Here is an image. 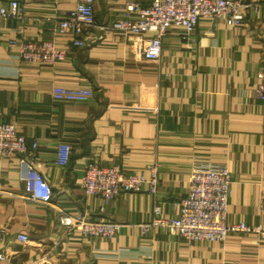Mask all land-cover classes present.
I'll list each match as a JSON object with an SVG mask.
<instances>
[{
    "label": "crops",
    "instance_id": "obj_1",
    "mask_svg": "<svg viewBox=\"0 0 264 264\" xmlns=\"http://www.w3.org/2000/svg\"><path fill=\"white\" fill-rule=\"evenodd\" d=\"M25 1L24 17L7 19L0 31V121L14 122L37 147L0 158V264H264V240L247 233H231L224 244L188 242L141 226L155 203L166 216L176 214L192 168L205 163L231 171L229 220L264 225V100L255 91L264 81V0H242L241 24L201 19L189 36L170 30L153 60L143 54L153 33L101 28L129 0H95L96 26L82 47L71 43V32L55 37L47 19L65 16L76 0ZM53 37L70 46L55 64L26 62L10 44ZM56 85L91 88L93 96L56 100ZM60 144L71 148L65 164ZM26 160L49 182L50 203L31 198L21 178ZM92 160L146 176L156 167L157 192L107 201L89 195L82 181ZM76 214L121 227L111 239L83 236L72 224ZM20 233L29 241L19 242Z\"/></svg>",
    "mask_w": 264,
    "mask_h": 264
},
{
    "label": "built area",
    "instance_id": "obj_2",
    "mask_svg": "<svg viewBox=\"0 0 264 264\" xmlns=\"http://www.w3.org/2000/svg\"><path fill=\"white\" fill-rule=\"evenodd\" d=\"M54 1V0H45ZM95 0H76L75 7L63 17L48 16L52 22L54 35L73 34L71 43L76 47L85 45L86 30L96 26ZM25 0H9L0 4V31L4 21L10 18H22L26 13ZM122 15L101 26L120 33L145 35L153 33L143 45V54L147 59H157L161 55L163 39L170 30H181L189 36L201 19L211 21L226 20L236 25L245 20L243 12L246 4L242 0H151L147 5L129 0ZM10 44L20 46V57L33 64H55L65 60L70 52L69 44H59L54 39L18 40L12 38ZM257 96L264 100V81L255 88ZM56 100L84 101L93 96L91 88H72L56 85L52 89ZM30 148L27 137L21 133L14 122L0 121V158L14 155H27L37 147L33 142ZM71 148L60 144L58 161H68ZM30 159V158H29ZM25 160V159H24ZM28 161V162H26ZM21 171V178L26 183L32 199L50 203L54 193L46 178L26 160ZM159 183L156 167H152L148 176L126 172L121 165L113 162L102 165L97 161H89L86 165L82 186L89 195H97L107 201L123 192H138L147 188L155 194ZM232 175L226 164H195L189 177V190L175 205L178 212L166 216L160 203L152 208V220L142 224L146 233L151 227L177 234L188 242H220L224 244L231 233H247L264 240V225H253L245 221L233 222L228 218V203L231 193ZM74 228L83 236L113 238L121 224L111 220H95L85 214L71 217ZM19 242L29 241L25 233L17 235ZM0 253V258H5Z\"/></svg>",
    "mask_w": 264,
    "mask_h": 264
}]
</instances>
